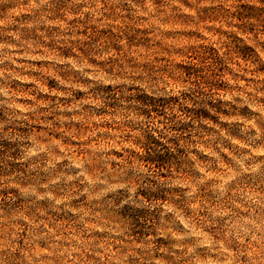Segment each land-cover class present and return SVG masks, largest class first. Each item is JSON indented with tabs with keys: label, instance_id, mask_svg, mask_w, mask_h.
Masks as SVG:
<instances>
[{
	"label": "clouds",
	"instance_id": "obj_1",
	"mask_svg": "<svg viewBox=\"0 0 264 264\" xmlns=\"http://www.w3.org/2000/svg\"><path fill=\"white\" fill-rule=\"evenodd\" d=\"M0 264H264V0H0Z\"/></svg>",
	"mask_w": 264,
	"mask_h": 264
}]
</instances>
